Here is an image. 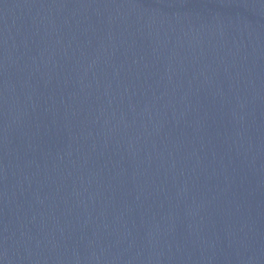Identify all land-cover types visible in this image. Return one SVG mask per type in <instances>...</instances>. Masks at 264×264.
Segmentation results:
<instances>
[{
    "label": "water",
    "instance_id": "1",
    "mask_svg": "<svg viewBox=\"0 0 264 264\" xmlns=\"http://www.w3.org/2000/svg\"><path fill=\"white\" fill-rule=\"evenodd\" d=\"M0 264H264V0H0Z\"/></svg>",
    "mask_w": 264,
    "mask_h": 264
}]
</instances>
